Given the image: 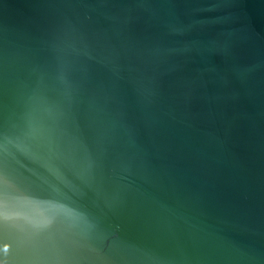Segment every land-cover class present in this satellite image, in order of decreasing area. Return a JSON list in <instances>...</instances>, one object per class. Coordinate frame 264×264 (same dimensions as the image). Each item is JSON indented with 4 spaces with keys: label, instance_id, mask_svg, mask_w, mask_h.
I'll return each mask as SVG.
<instances>
[{
    "label": "water",
    "instance_id": "95a60500",
    "mask_svg": "<svg viewBox=\"0 0 264 264\" xmlns=\"http://www.w3.org/2000/svg\"><path fill=\"white\" fill-rule=\"evenodd\" d=\"M0 264H264V0H0Z\"/></svg>",
    "mask_w": 264,
    "mask_h": 264
}]
</instances>
